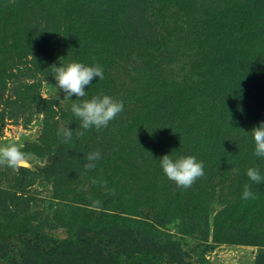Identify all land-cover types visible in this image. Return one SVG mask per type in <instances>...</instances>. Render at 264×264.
I'll list each match as a JSON object with an SVG mask.
<instances>
[{"label":"trees","instance_id":"16d2710c","mask_svg":"<svg viewBox=\"0 0 264 264\" xmlns=\"http://www.w3.org/2000/svg\"><path fill=\"white\" fill-rule=\"evenodd\" d=\"M28 1L31 2V0L22 1L17 8L15 0H0V23L8 21V18L12 19L14 24L18 23L16 34L12 37L14 44L17 40L16 45H20L18 39L21 34L30 35L28 13L21 12L23 6L27 7ZM35 1H43L42 4L45 7L48 6L46 3L51 2L50 0ZM187 1L191 0H89L93 3L95 11L99 12L94 11V16L90 14L93 20L90 21L89 18L85 20L91 28L86 31L80 16L77 17L75 28L68 25L72 17L71 12L76 7L68 5L67 0L58 2L63 3L61 9L48 7L50 20L61 23L62 31L59 27L56 36L64 41L63 45L70 51H78V46L82 49L81 52H76L79 62L85 61L86 64L92 65L97 63L94 62V58L90 60L92 57H97L98 60L100 57L101 60V53L99 56L96 46L92 50L88 44L91 39L88 37L90 30L97 28L98 38L102 33L101 36L108 41L112 43L116 41L112 48L106 49V58L114 54L119 55L115 49L129 53V59L133 56L128 69L130 72L132 70L131 75L135 78L138 76L134 71L146 69L150 80L154 82V77L155 81L156 77L162 80L164 65H160V56L169 54L167 49L170 41L173 45L179 42L177 48L180 50L188 44L192 46L194 64L188 75H180L178 82L170 83L173 86L172 89L155 91L143 84L145 89L134 91L136 87L130 86L129 97L138 102L134 105L135 110L132 109L125 120L119 119L120 121L116 123L118 130L105 132L103 135L107 145L112 146L107 149L117 156L116 158L106 157V159L109 162L113 161L112 164L119 170L123 168L124 173H128L130 183L143 184L137 188L142 198L147 199L155 193L157 196L161 191L156 192V190L163 189L165 207L161 209L153 207L152 211L158 212L156 214L152 211V214L146 213L143 208L136 207L137 201L133 200L135 196L129 203L127 196L122 195L119 199L120 203L115 207L117 213H113L115 211L109 213L111 215H109L107 228H89L88 231H81L78 236L73 235L74 237L64 241L38 237L35 251L51 253L54 251L59 253L58 258L63 251L65 261L68 259L66 254L74 249L78 251L79 256L85 255L84 249H94L100 253L105 251L116 264H204L206 261L201 257L195 263L187 262L180 253L176 252L170 235L156 232L158 228L152 220L157 221L162 217L168 221L177 220L182 234L200 242L208 243L212 237L215 242L229 240L241 245L259 246L256 264H264V220L261 221L264 213L253 212L251 197L242 198V192L238 190V183H241L242 178L235 180V174L231 171L240 164L253 165V161H258L254 157L248 159L251 156L248 149L243 145H236V141L240 138L252 139L249 131L253 126L258 125L255 120L247 118L246 109L253 105L258 114L264 111L262 103L264 86L259 88L260 84L255 83L256 79L261 80V74L264 71V42L263 46L260 43L264 40V0H227L226 6L222 5V12L217 13V16L207 18L204 15H198L202 21L201 27L208 26L207 23L214 25V22H218L214 25L217 29L224 28L229 31L225 37L212 33H196L197 47L195 43L192 44L191 33H189L190 29L195 27L192 19L195 11ZM221 1L215 3H221ZM169 5L183 7L186 18L182 16L180 20L173 22V17L178 13L167 12L166 15ZM26 9L28 10L29 6ZM136 18H140L141 23L148 22L147 26H155L161 20L160 28L168 27L173 23V30L179 29L188 34L189 38L177 36L168 29L169 38L162 37L155 44H146L148 42L141 41L142 36L135 34L126 37L119 32L118 35L111 34L108 38L110 33L99 32V27L107 26L108 28L117 23L121 25V28L126 29L130 22H137ZM143 27H145L144 24ZM233 29L235 32L230 31ZM1 31L4 35L9 32L0 24ZM220 38H222L223 46L216 45V41ZM186 39L188 42L185 44ZM24 42L26 45L24 47H29L30 39L27 38L28 44ZM195 56H198V62L194 60ZM229 57H231L230 61H228ZM208 70L213 72L211 76ZM133 82L140 85L136 80ZM138 96L140 98H137ZM140 103L143 105L139 106ZM94 130L96 129L83 130V135H78L81 142L88 138L87 144H90L89 135L94 136ZM116 132L119 133L117 136L114 135ZM141 152H143L141 154L143 161L138 165L139 170L136 171L138 162L136 156ZM171 153L174 158L179 155H195L203 160L204 174L191 186L178 187V190L174 191L176 189L171 188L170 180L164 175L156 160ZM242 153L249 155L243 158ZM242 159L247 160L242 161ZM119 170L116 172L122 176ZM87 172L90 174V171ZM241 172L246 180L248 178L246 170L242 169L239 173ZM159 184L161 187L155 189L154 187ZM247 184L250 187L256 186L258 189L264 181L260 183L249 181ZM253 198L258 202L255 195ZM144 204L146 206L147 203L144 202ZM214 204L224 206L214 214ZM118 210L123 213H118ZM124 213H127L128 217L122 216ZM138 217L142 219L138 220ZM118 230L128 232L127 240L119 234ZM112 231L114 232L110 233ZM116 231L117 236L114 234ZM140 232L143 236V244L131 248L133 237L135 234L138 236ZM27 239L24 233H21L20 243L14 251L0 249V264L20 263L26 253L24 244Z\"/></svg>","mask_w":264,"mask_h":264},{"label":"rangeland","instance_id":"374dc122","mask_svg":"<svg viewBox=\"0 0 264 264\" xmlns=\"http://www.w3.org/2000/svg\"><path fill=\"white\" fill-rule=\"evenodd\" d=\"M22 1L26 2V0H15L18 5L17 8H19ZM50 1L46 3L48 6L45 7L42 4L43 1L31 0L27 3L28 10L24 6L22 10L20 9L21 12L28 13L30 22L28 25L30 26V35L27 33L21 34L18 39L20 45H16L17 40L14 44L12 38L16 34L18 23L14 24L12 19L9 18L8 21L0 23L2 28L9 31L5 35L3 31L0 32V145L15 143L21 147L22 151L29 154L32 160L31 167H22L18 170L0 164V249H9L10 251L13 249L14 251L20 243L21 233H24V236L28 238L24 244L26 253L20 263L17 264H116L105 251L100 253L94 249H84L85 255L81 254L80 256L77 253L78 251L74 249L66 254L68 259L65 261L63 251L59 258L57 257L59 253L54 251L53 253L42 250L35 251L36 239L47 238L64 241L70 239L73 235L78 236L81 231H88L89 228H107L109 215H111L109 213L111 211L117 213L115 207L120 203L119 199L122 195L127 196L129 203L131 198L133 199V196H135L136 199L133 200L137 201L136 207L143 208L146 213L152 214L153 212L156 214L158 212L152 211L153 207L158 209L165 207L163 189L156 190V192L161 191L157 196L155 193L147 199L142 198L141 192L137 188L143 186V184L133 185L134 182L130 183L128 173H124L123 168L119 170L114 167L113 161L109 162L106 159V157L116 158L117 156L107 149V147L112 146L107 145V140L103 138V135L105 132L118 130L116 123L125 120L131 110L134 109V105L138 103L137 100L129 97L130 86L134 85L136 87L134 91H142L143 84L155 91L172 89L173 86L170 83L178 82L180 75H188L192 70L194 48L188 44L180 50L177 48L179 42L173 45L170 41L167 49L169 54L165 53L164 56H160L161 63L158 60L160 65H164L165 69L170 72L162 66L164 77L161 78L162 80H158L156 77V81L154 77L153 82L149 79L146 69L134 71L137 73V78L131 75L132 70L130 72L128 68L133 56L129 59V53H123L119 49H115L116 52H119V55L114 54L106 58V49L112 48L116 41L114 43L108 41V39L101 36L102 33L98 38L97 28L90 30L88 36L91 37L88 42L89 47H92L93 50L96 46L99 56L101 53L100 61L97 57H92L90 60L94 58V62L102 66L104 77L101 80L95 77L92 81L94 84L92 87L90 85L85 86V90H89L85 98L90 99L91 96L102 92L114 99L123 100L124 109L117 114L108 127L94 130V136L92 135V137L89 135L90 144H87L88 138L83 139L81 142L76 132H74L70 141L65 142L58 135V129L70 126L72 129L79 131V121L70 111L72 99H62L63 93L58 94L53 87L55 84L53 77L55 70L52 66H59L60 62L67 64L71 61H77L76 52H81L82 49L78 46V51H70L69 48L63 45L64 41L56 36L61 23L58 24L56 21L50 20L48 9L51 7L61 9L63 3L58 2L64 0ZM67 1L68 5L76 7L71 12L72 17L68 25L75 28L78 21L77 17L80 16L84 21L85 31L88 30L89 26L85 20L87 18L90 21L93 20L95 14L93 3L89 0ZM217 1L220 0L187 1L195 11L193 15L191 9L195 27L190 29L189 33H191L192 44L195 43L196 47L198 45L196 33H212L221 37L228 35L229 30L217 29V26H214L218 22H214V25L207 23L209 27L205 25L201 27L202 21L198 15H204L207 18L217 16V13L222 12V5L227 3V0L215 3ZM31 3L33 4L30 6ZM95 12L98 13L99 11L96 10ZM167 12L178 13L177 16L173 17V22L186 15L185 9L178 5L177 7L169 5L165 12L166 15ZM196 12L198 13L196 14ZM91 13L93 16H90ZM6 15L8 16L7 13ZM136 19H138L137 22H130L131 24L126 29L121 28V25L117 23L108 28H106L107 26H101L99 32L106 31L110 33L107 36L108 38L111 34L118 35L119 32L126 37L135 34L142 36L143 38L140 39H142V42H148L146 44H155L162 37L169 38L168 29L177 36L188 37V34L179 29L173 30V23L168 27L160 28L159 23H161V20L155 26H147L149 25L148 22L141 23L140 18ZM221 23L223 22L221 21ZM6 24L7 26H5ZM143 24L145 27H143ZM60 31H62V27H60ZM230 31H234V29ZM27 38L30 39V44L29 47H24V41L28 44ZM221 39L216 41V45L223 46ZM187 42L186 39L185 44ZM263 42L264 40L260 41L262 46ZM160 53L159 50V55ZM230 59L231 57L228 58V61ZM194 60L198 62V56H195ZM84 63L86 64L85 61ZM168 73H170L169 76ZM212 73L208 70L209 75ZM135 80L140 85L134 83ZM255 83L260 84L259 88H263L264 71L261 74V80L256 79ZM72 98L75 99V95ZM137 98H140V96ZM262 103L264 105V100ZM142 105L143 103L139 104V106ZM250 107L246 109L247 118L255 120L258 124L264 121V111L258 114L253 105ZM118 134V132L114 133L116 136ZM236 142V145H243L248 149V153L251 155L248 159L251 157L257 158L252 155V139L240 138ZM96 150L100 151V158L93 162L94 167L86 168L84 165L88 163V153ZM142 153L136 156L138 159L136 171L139 170L138 165L143 161ZM248 153H242L243 158ZM246 160L242 159V161ZM257 160L253 161V165L243 163L231 170L235 174V180L242 178L241 183H238V190L242 193L244 185L249 182V179L246 178V182L243 173L239 172L249 167H258L261 172H264V159L257 158ZM118 170L122 172V176H119V172H116ZM87 171H90V174ZM169 182L172 184L171 188L177 191L178 187L175 182L171 180ZM160 187L161 184L154 188ZM235 187L237 188V186ZM256 189V186L250 187V190H255L252 191L253 195L250 196L254 206L253 212L264 213V184ZM254 195L258 202L254 200ZM144 202L147 203L146 206ZM223 206V204H214V214ZM119 211L121 210H118V213H123ZM122 216L128 217V214L124 213ZM160 218L157 221L152 220L158 228L156 232L163 233L162 235H170L176 252L180 253L187 262L195 263L201 257L206 261L204 264H256L259 246L241 245L229 240L228 242H215L212 237H210L208 243L200 242L182 234L177 220L168 221V219ZM141 219V217H138V220ZM263 220L264 216H261V221ZM114 234L117 236V231ZM119 234L127 240V231H120ZM133 238L134 241L130 244L131 248L143 244L141 232L138 236L135 234ZM88 252L89 255H87Z\"/></svg>","mask_w":264,"mask_h":264},{"label":"clouds","instance_id":"9594fccd","mask_svg":"<svg viewBox=\"0 0 264 264\" xmlns=\"http://www.w3.org/2000/svg\"><path fill=\"white\" fill-rule=\"evenodd\" d=\"M54 68L53 87L58 94L63 93V98H71L72 103L70 111L72 115L79 121V131L72 129L70 126L58 129V135L68 142L72 139L74 132L83 135V130L95 128L97 130L106 128L110 122L115 119L124 109L123 100L114 99L105 93H98L91 96L90 99L85 98L89 90H85V86H93L95 77L99 80L103 79L104 71L101 65H88L79 61H71L67 64L60 62L59 66ZM96 84V83H95ZM90 87V89H91ZM75 95V99L72 97ZM253 141L252 155L264 159V121L253 126L249 131ZM100 151L96 150L88 153L87 161L84 166L94 167V161L100 158ZM164 175L171 181H174L177 187L187 188L193 182L204 174V161L198 159L195 155H179L175 158L171 154H165L156 159ZM0 164H5L13 170L22 167H31L32 160L29 154L21 150V147L15 143L0 145ZM246 175L249 181L260 183L264 181V172L258 167H249L246 169ZM253 193L250 185L245 184L242 198H249Z\"/></svg>","mask_w":264,"mask_h":264}]
</instances>
